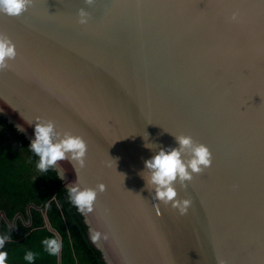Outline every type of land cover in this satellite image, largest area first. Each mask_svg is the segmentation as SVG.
I'll return each instance as SVG.
<instances>
[{
  "label": "water",
  "instance_id": "obj_1",
  "mask_svg": "<svg viewBox=\"0 0 264 264\" xmlns=\"http://www.w3.org/2000/svg\"><path fill=\"white\" fill-rule=\"evenodd\" d=\"M0 33L17 52L0 72V119L29 145L37 117L86 141L79 182L105 190L78 213L103 264H264V0H33L0 14ZM170 133L212 154L176 184L184 215L140 175L157 147L178 146ZM58 164L69 195L77 174Z\"/></svg>",
  "mask_w": 264,
  "mask_h": 264
},
{
  "label": "trees",
  "instance_id": "obj_2",
  "mask_svg": "<svg viewBox=\"0 0 264 264\" xmlns=\"http://www.w3.org/2000/svg\"><path fill=\"white\" fill-rule=\"evenodd\" d=\"M38 160L25 138L0 119V235L10 237L0 251L8 253L6 264H103L56 173L41 172ZM47 238L61 242L58 255L46 251Z\"/></svg>",
  "mask_w": 264,
  "mask_h": 264
},
{
  "label": "clouds",
  "instance_id": "obj_3",
  "mask_svg": "<svg viewBox=\"0 0 264 264\" xmlns=\"http://www.w3.org/2000/svg\"><path fill=\"white\" fill-rule=\"evenodd\" d=\"M33 0H0V14L9 17H19L28 10ZM85 5L91 6L94 0H83ZM78 23L86 24L90 13L85 8L77 11ZM239 12L233 11L228 20L237 21ZM17 52L12 40L4 33H0V72L9 68V61L16 58ZM34 125V139L30 142L29 148L39 158L37 168L41 172H46L50 168L59 170V178H64V169L59 167L58 162L69 161L77 174V166H85V157L87 154V143L79 135H73L69 131H59L54 121L37 117ZM33 121H28L32 123ZM22 131L23 129H18ZM165 131V130H164ZM171 134V133H170ZM172 135V134H171ZM176 141L177 147L158 148L155 154L144 161V171L140 173L145 180L146 188L151 192L154 190L152 199L164 205H171L181 215L188 211L191 204L190 199L178 198L176 184L187 187L194 175H199L209 168L212 164V154L209 148L202 143L194 141L190 135H172ZM145 140L148 139L147 133ZM152 143H146V148L152 149ZM123 175V174H122ZM68 189L71 203L81 213H90L93 211L99 193L105 190L103 184H97L95 187H82L77 180L66 187ZM158 207V204H154ZM9 235H0V249L4 248ZM100 238L99 233L92 236L95 242ZM46 251L50 255H58L61 250V242L56 238H47L43 241ZM35 254L29 251L25 259L33 261ZM8 253L0 251V264H6Z\"/></svg>",
  "mask_w": 264,
  "mask_h": 264
}]
</instances>
